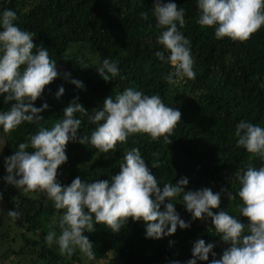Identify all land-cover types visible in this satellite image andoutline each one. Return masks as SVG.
Returning a JSON list of instances; mask_svg holds the SVG:
<instances>
[{"label": "trees", "instance_id": "16d2710c", "mask_svg": "<svg viewBox=\"0 0 264 264\" xmlns=\"http://www.w3.org/2000/svg\"><path fill=\"white\" fill-rule=\"evenodd\" d=\"M161 2H173L185 9V26L179 30L191 42L195 79L184 77L174 79V83L165 80L171 65L160 61L155 52L161 51L167 57L169 50L157 43L161 29L156 27L152 14L154 0H0V13L5 9L15 11L18 19L14 23L35 35L34 44H42L48 50L60 73L33 102L37 108L48 104L47 109L37 114L43 119L23 122L9 133L0 126L1 183L6 182L4 159L18 150L19 143L25 142L29 134H35L41 127L50 129L62 120L63 109L73 98L78 97L77 103L88 113L74 114L82 121L77 134L90 136L96 127L89 120L94 114L92 109L101 108L106 97L115 98L127 88L149 96L159 95L166 106L181 112V121L169 137L172 142L167 145L163 137L152 140L147 134L137 133L126 142H117L114 151L102 153L90 143L69 141L65 149L67 161L57 169L64 173L57 179L61 185L70 184L77 176L82 182L110 180L132 148L140 150L161 189L165 183L175 185L181 177H186L189 182L185 191L207 187L213 192H220L221 188L236 192L238 184L234 181L231 184L236 171H243L249 163L257 168L264 166V160L236 146L238 138L234 135L241 120L264 127V25L243 42L228 37L217 39L214 27H201L197 23V0ZM141 12H146L148 18H141ZM104 59L116 61L120 69L112 81L106 82L98 74L97 68ZM64 73L70 74L67 79ZM72 79L81 81L83 87L72 84ZM60 87L64 92L57 98ZM4 95L0 94V112L7 111L13 103H5ZM155 160L161 162L159 168L152 167ZM172 202L180 218L190 222L189 228L177 227L172 235L152 239L146 238L142 220L129 218L118 233L104 224H96L95 231L83 233L93 244L94 258H102L111 251L124 264H170L171 261L187 264L192 258L193 243L203 239L215 245L212 251L216 256L209 254L207 261L197 260V264L219 259L229 245L220 239L211 218L193 220L179 196ZM239 204L238 196L235 201H228L226 193L221 192L220 206L212 211L225 210L246 224L247 217L239 215ZM16 210L25 230L37 233V240H27L40 244L39 255L45 258V264H58L60 256L54 252L58 245L49 247L45 236L51 228H60L63 210L56 209L53 201L38 192L34 197H23L17 202ZM52 220L57 222V227L50 224ZM75 253L70 256L73 262L66 264H75Z\"/></svg>", "mask_w": 264, "mask_h": 264}, {"label": "clouds", "instance_id": "9594fccd", "mask_svg": "<svg viewBox=\"0 0 264 264\" xmlns=\"http://www.w3.org/2000/svg\"><path fill=\"white\" fill-rule=\"evenodd\" d=\"M197 7V23L201 27H214L217 39L228 37L243 42L264 25V0H197ZM184 13L185 9L176 3L154 0L152 14L156 27L161 29L157 43L169 50L167 57L161 51L155 52V56L171 65L173 71L164 77L169 83L175 82L174 77L195 79L196 75L191 42L179 30L185 26ZM140 16L148 18L146 12H141ZM17 19L13 10L5 9L0 13V94H5V103L13 102L7 111L0 112V126L5 133L15 130L23 122L43 119L37 114L47 109L48 104L37 108L33 102L42 95L45 86L60 75L48 50L42 44H34L35 35L21 30L14 23ZM97 71L106 82L120 74L117 62L108 59L103 60ZM69 75L64 73V78ZM120 78L124 79L123 76ZM70 82L78 88L83 87L79 80ZM63 92L64 88L60 87L57 98ZM77 100L78 97L73 98L63 109L62 120L50 129L41 127L35 134H29L25 142L19 143L18 150L4 159L7 175L3 179L8 184L24 193H44L56 209L63 210L59 218V235L50 230L45 236L49 247L55 243L60 254L68 256L79 248L90 259L94 258L93 244L83 233L95 231L96 224H104L113 233H118L129 218L145 222L146 238L172 235L177 227H190V222L180 218L172 202L179 196L193 220L211 218L216 233L229 245L220 258H213L210 264H264V166L257 168L249 163L243 171H236L231 178V184L233 181L238 184L236 192L228 188L213 192L207 187L185 191L189 182L186 177H181L175 185L165 183L161 189L140 150L132 148L119 164V172L110 180L82 182L77 176L70 184L61 185L56 179L57 169L67 161L65 149L69 141L90 143L106 153L114 151L117 142H126L130 135L143 133L152 140L163 137L168 145L172 142L169 137L176 124L181 121V112L166 106L159 95L149 96L127 88L115 98L106 97L101 108H93L94 114L89 120L96 127L90 136H79L82 121L74 114L88 113ZM234 135L238 138L237 147L264 160V127L241 120ZM29 148L33 151L29 152ZM151 165L159 168L161 162L155 160ZM221 192L226 193L228 201H235L237 196L240 198L241 204L237 208L239 215L247 217L246 224L225 210L212 211L220 206ZM7 215L17 220L20 212L9 210ZM214 247L213 243L203 239L196 240L187 264L207 261L209 254L215 257ZM170 264L180 262L171 261Z\"/></svg>", "mask_w": 264, "mask_h": 264}, {"label": "rangeland", "instance_id": "374dc122", "mask_svg": "<svg viewBox=\"0 0 264 264\" xmlns=\"http://www.w3.org/2000/svg\"><path fill=\"white\" fill-rule=\"evenodd\" d=\"M2 135L0 133V149L2 147ZM64 174V173H63ZM62 173L57 172L56 179L64 176ZM7 174L5 173L4 176ZM37 192L24 193L23 190H19L16 187L8 184L7 182H0V194H2V200H0V264H45V258L41 257L40 244H32L29 240H37L38 235L31 230L26 231L25 225L21 221L20 217L17 220H12L7 211L16 210V204L23 197H34ZM53 227H57V222L52 220ZM45 227L43 223L42 228ZM55 230L59 235L60 228H51ZM49 231L46 232V235ZM53 246V245H52ZM51 246V247H52ZM54 252L60 256L58 264H66L67 262H73L70 256L61 255L59 248H55ZM76 259L75 264H124L120 259L113 255L111 251H107L102 258H89L83 252L77 248L75 250Z\"/></svg>", "mask_w": 264, "mask_h": 264}, {"label": "built area", "instance_id": "2783aa9c", "mask_svg": "<svg viewBox=\"0 0 264 264\" xmlns=\"http://www.w3.org/2000/svg\"><path fill=\"white\" fill-rule=\"evenodd\" d=\"M170 71H173L172 67L170 68ZM174 79L177 81V80H182L183 78H180V77H174Z\"/></svg>", "mask_w": 264, "mask_h": 264}]
</instances>
